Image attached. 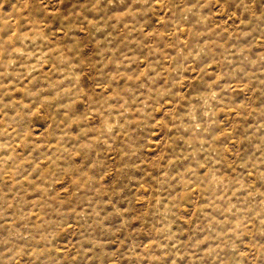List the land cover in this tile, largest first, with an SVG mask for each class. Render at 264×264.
Instances as JSON below:
<instances>
[{
	"label": "rangeland",
	"instance_id": "rangeland-1",
	"mask_svg": "<svg viewBox=\"0 0 264 264\" xmlns=\"http://www.w3.org/2000/svg\"><path fill=\"white\" fill-rule=\"evenodd\" d=\"M0 264H264V0H0Z\"/></svg>",
	"mask_w": 264,
	"mask_h": 264
}]
</instances>
